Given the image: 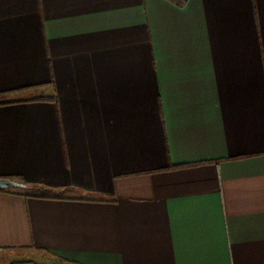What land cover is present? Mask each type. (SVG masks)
Here are the masks:
<instances>
[{
	"label": "crops",
	"instance_id": "crops-1",
	"mask_svg": "<svg viewBox=\"0 0 264 264\" xmlns=\"http://www.w3.org/2000/svg\"><path fill=\"white\" fill-rule=\"evenodd\" d=\"M0 93L7 264H264V0H0Z\"/></svg>",
	"mask_w": 264,
	"mask_h": 264
},
{
	"label": "water",
	"instance_id": "water-1",
	"mask_svg": "<svg viewBox=\"0 0 264 264\" xmlns=\"http://www.w3.org/2000/svg\"><path fill=\"white\" fill-rule=\"evenodd\" d=\"M24 184L10 179L8 177H0V189H8V188H23Z\"/></svg>",
	"mask_w": 264,
	"mask_h": 264
},
{
	"label": "trees",
	"instance_id": "trees-1",
	"mask_svg": "<svg viewBox=\"0 0 264 264\" xmlns=\"http://www.w3.org/2000/svg\"><path fill=\"white\" fill-rule=\"evenodd\" d=\"M4 94L5 93H0V105L14 102V101L5 99ZM8 178L13 179V180H17V179H15V177H8ZM23 184L25 186V183H23ZM0 191L3 192V191H6V189H0Z\"/></svg>",
	"mask_w": 264,
	"mask_h": 264
},
{
	"label": "rangeland",
	"instance_id": "rangeland-1",
	"mask_svg": "<svg viewBox=\"0 0 264 264\" xmlns=\"http://www.w3.org/2000/svg\"><path fill=\"white\" fill-rule=\"evenodd\" d=\"M47 256H52L46 253ZM7 256L8 254H6V252L4 251H0V264H7Z\"/></svg>",
	"mask_w": 264,
	"mask_h": 264
}]
</instances>
